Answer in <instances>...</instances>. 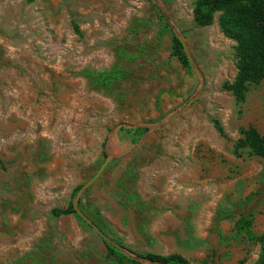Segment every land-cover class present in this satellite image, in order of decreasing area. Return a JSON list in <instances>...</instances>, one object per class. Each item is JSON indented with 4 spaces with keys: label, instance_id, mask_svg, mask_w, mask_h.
Returning a JSON list of instances; mask_svg holds the SVG:
<instances>
[{
    "label": "rangeland",
    "instance_id": "obj_1",
    "mask_svg": "<svg viewBox=\"0 0 264 264\" xmlns=\"http://www.w3.org/2000/svg\"><path fill=\"white\" fill-rule=\"evenodd\" d=\"M194 1L0 0V264H111L88 224L51 213L108 152L79 206L109 237L141 255L255 264L264 159L237 143L249 125L264 134V81L240 102L223 87L236 41L219 12L196 25ZM175 33L202 85L173 55ZM110 72L120 78L99 81ZM178 111L142 134L127 126Z\"/></svg>",
    "mask_w": 264,
    "mask_h": 264
},
{
    "label": "trees",
    "instance_id": "obj_2",
    "mask_svg": "<svg viewBox=\"0 0 264 264\" xmlns=\"http://www.w3.org/2000/svg\"><path fill=\"white\" fill-rule=\"evenodd\" d=\"M217 12H219V28L224 35L236 41L237 72L233 81L224 83L223 87L231 91L236 101L240 102L245 99L252 85L264 81V0H195L192 8L193 21L198 26L210 25ZM165 32L166 28H161L158 37L160 38ZM172 53L182 65L189 67L190 62L176 35L172 36ZM99 77L100 82L107 83L119 79L120 74L110 72L100 74ZM133 130L142 134L147 127H138ZM241 133L238 147H247L250 153L264 159V134L252 125L242 128ZM51 213L54 216L73 213L80 218L73 210L72 202L64 208H53ZM250 223L251 219L247 215H242L238 220V231H248ZM255 238L260 245L255 264H264V233ZM106 247L111 264H147L128 256L111 244L106 243ZM124 247L135 252L127 246ZM143 255L159 264H190L189 260L178 252L167 254L147 252Z\"/></svg>",
    "mask_w": 264,
    "mask_h": 264
},
{
    "label": "water",
    "instance_id": "obj_3",
    "mask_svg": "<svg viewBox=\"0 0 264 264\" xmlns=\"http://www.w3.org/2000/svg\"><path fill=\"white\" fill-rule=\"evenodd\" d=\"M155 2H157V0H154ZM176 37L179 39V41L182 43L184 51L187 55V58L189 60V62L192 64V66L196 69V71L199 73V76L201 78V85L203 84V75L201 74L197 64L193 61L190 53L187 50V47L181 37L180 34L175 33ZM194 100V98L189 99L186 104H184V106H182L181 110H184L186 107H188L192 101ZM180 111L176 112L175 114L167 117L166 119L154 123L152 125H139V126H146L148 129L151 128H156L164 123H166L167 121L171 120L173 117H175ZM122 125H127L125 123L119 124L118 127L122 126ZM127 126L135 128L138 125L135 124H128ZM115 157V155L111 154V153H107L105 160L100 164L99 168L97 169V171L93 174V176L91 178H89L88 180H86L84 183H82L79 188L77 189V192L75 194V198L72 202V207L73 210L75 211V213L86 223L88 224L105 242H107L108 244H111L113 246H115L117 249L121 250L123 253L127 254L128 256L143 262V263H147V264H159L158 262L155 261H151L148 258H146L144 255L141 254H137L135 252L129 251L127 248H125L122 244H120L119 242H117L116 240H114L113 238L109 237L79 206V202H80V198L81 195L83 194V192L101 175L102 171L105 169V167L109 164V162Z\"/></svg>",
    "mask_w": 264,
    "mask_h": 264
}]
</instances>
